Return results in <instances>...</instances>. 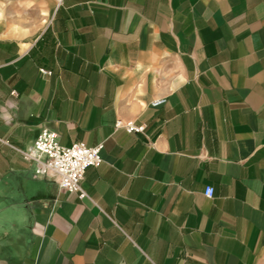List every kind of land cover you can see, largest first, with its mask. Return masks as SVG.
I'll use <instances>...</instances> for the list:
<instances>
[{"label":"crops","instance_id":"0c3cea01","mask_svg":"<svg viewBox=\"0 0 264 264\" xmlns=\"http://www.w3.org/2000/svg\"><path fill=\"white\" fill-rule=\"evenodd\" d=\"M0 264H264V0H0Z\"/></svg>","mask_w":264,"mask_h":264},{"label":"built area","instance_id":"2783aa9c","mask_svg":"<svg viewBox=\"0 0 264 264\" xmlns=\"http://www.w3.org/2000/svg\"><path fill=\"white\" fill-rule=\"evenodd\" d=\"M43 73L50 74L42 69ZM166 102L165 98L154 99L151 104L155 107ZM117 128H124L129 133H144L146 126L138 125L134 121L123 123L118 120ZM104 143L88 146L86 143L77 142L70 146L62 145L55 131L43 129L35 143L28 149L17 150L24 159L36 164L38 176L53 177L59 187L65 191L78 193L81 199L88 198L89 194L83 186L85 174L90 167H100L103 163L102 150ZM215 189L209 185L204 190V195L213 198Z\"/></svg>","mask_w":264,"mask_h":264}]
</instances>
